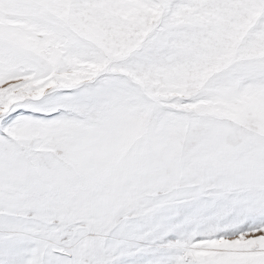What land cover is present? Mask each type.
Returning <instances> with one entry per match:
<instances>
[{"label": "snow or ice", "instance_id": "1", "mask_svg": "<svg viewBox=\"0 0 264 264\" xmlns=\"http://www.w3.org/2000/svg\"><path fill=\"white\" fill-rule=\"evenodd\" d=\"M0 264H264V0H0Z\"/></svg>", "mask_w": 264, "mask_h": 264}]
</instances>
